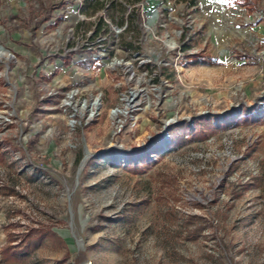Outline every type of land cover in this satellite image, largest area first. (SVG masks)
Listing matches in <instances>:
<instances>
[{
	"label": "rangeland",
	"instance_id": "rangeland-1",
	"mask_svg": "<svg viewBox=\"0 0 264 264\" xmlns=\"http://www.w3.org/2000/svg\"><path fill=\"white\" fill-rule=\"evenodd\" d=\"M84 1L0 0V264H264V0Z\"/></svg>",
	"mask_w": 264,
	"mask_h": 264
},
{
	"label": "trees",
	"instance_id": "trees-1",
	"mask_svg": "<svg viewBox=\"0 0 264 264\" xmlns=\"http://www.w3.org/2000/svg\"><path fill=\"white\" fill-rule=\"evenodd\" d=\"M126 1L130 2L133 5H137V3L141 2L142 0H126ZM84 2L85 4H84L83 13L86 17H92L93 13L101 11L104 8V3L101 2L100 0H85ZM91 3L96 6L92 14L89 12ZM195 4H196V0H193L192 5L195 6ZM120 6H121L120 7L121 17L118 19L119 20L118 26L123 27L124 25H126L125 30L128 33H131L133 32L132 29L134 28V24L136 22V16L133 15L135 13V10L132 11V13H127L126 6L124 4H120ZM125 46L126 47L124 48H126L127 50H131L133 48V45H131V42H128L127 45ZM27 237L30 238L31 235L29 234L27 235ZM41 239L42 238H40L38 241H41ZM35 247H36V244H34V242H30L27 244V246H25V248H21L20 250H17V248L15 247H12V248L7 247L3 251L7 257L9 256L14 260H20L23 257H26L27 255H29Z\"/></svg>",
	"mask_w": 264,
	"mask_h": 264
},
{
	"label": "bare ground",
	"instance_id": "bare-ground-1",
	"mask_svg": "<svg viewBox=\"0 0 264 264\" xmlns=\"http://www.w3.org/2000/svg\"><path fill=\"white\" fill-rule=\"evenodd\" d=\"M171 51V49L169 50ZM131 66L132 65H128V64H125V65H121L120 63H117V62H113V67L115 69H118V68H123L127 71H131ZM142 83V84H141ZM139 86L138 87H134L133 89V93H128V97L126 98V100L124 101V106H122L123 110L126 111L128 110L129 113H131V110L135 107V105L133 104L134 101L136 99H140V103L143 105L145 104L144 103V100H145V96H148V94H151L150 92H146L142 89H140L141 86H145V83L144 81H139ZM136 86V85H135ZM61 90V88H60ZM146 92V93H145ZM158 92V91H157ZM81 92H79L78 95H80ZM159 93V92H158ZM78 95H76L75 93L73 95H71L70 97H68V100L69 101H72V104H78L79 102L77 101V98H78ZM145 95V96H144ZM160 98V97H159ZM97 104V103H96ZM96 104H92V103H89L88 101V109L89 111H95L96 109L100 108V105H96ZM99 110V109H98ZM89 111L87 109H85L84 107H80V109H78L76 112H74V117L78 118L79 120H83L85 117H87L89 115ZM126 112H119V111H116L115 113L112 114L113 116V119L116 120V116L118 118H124L126 115H129V113H126ZM98 114L96 113L91 119H95L96 116ZM117 124V122L115 123ZM76 125H73V127H75Z\"/></svg>",
	"mask_w": 264,
	"mask_h": 264
},
{
	"label": "built area",
	"instance_id": "built-area-1",
	"mask_svg": "<svg viewBox=\"0 0 264 264\" xmlns=\"http://www.w3.org/2000/svg\"><path fill=\"white\" fill-rule=\"evenodd\" d=\"M128 13V12H127ZM84 14V13H83ZM255 15H257V17H258V19H259V16H258V14L256 13ZM263 17V16H262ZM255 19H253L252 21H254ZM117 28L118 29H120V30H125V28H126V25H124L123 27H119L118 25H117ZM126 31V30H125ZM50 39V38H49ZM47 43H49V40L47 41ZM255 55H258L259 57H260V59L261 60H263L264 61V50H261V51H257V52H255ZM16 59V57H15V55H14V53L12 52V50L11 49H9L8 47H7V45L6 44H4V41H3V37H1V35H0V62H4V61H7V63H12L14 60ZM113 66V65H112ZM0 75H1V73H0ZM133 90V89H132ZM76 94V95H78L79 94V91H75V92H73L72 91V93H70L69 95H66V101H68L69 103H66V105H64L65 106V108L67 109V111L69 112V113H71L72 115H73V118L74 119H78V118H76V117H74V112H76L78 109H80V107H84L85 109H87L88 111H89V109H88V100L89 99H87L86 100V103H87V105H81L80 106V104H73V105H71L72 104V101H69L68 100V97H70L71 95H73V94ZM128 93H133V91H129V92H127L126 94H125V99L122 101L123 103V105L122 106H124V101L126 100V98L128 97ZM80 95H81V93H80ZM80 95H78V98H79V96ZM77 98V99H78ZM121 106V107H122ZM121 110L123 111V108H121ZM96 111V110H95ZM95 111H89V112H93V115L91 116V117H93L94 116V112ZM122 111H119V112H122ZM126 113H129L128 112V110H126L125 111ZM134 111L133 110H131V113L130 114H132ZM91 113H90V115H91ZM115 113V112H114ZM125 113V114H126ZM129 114V115H130ZM127 116V115H126ZM126 116L124 117V118H126ZM12 117H13V113L11 112V113H8V116H6L5 117V119H12ZM88 117H89V115H88ZM79 120V119H78ZM80 121H82V120H80ZM73 126V125H72ZM250 178V177H249Z\"/></svg>",
	"mask_w": 264,
	"mask_h": 264
},
{
	"label": "crops",
	"instance_id": "crops-1",
	"mask_svg": "<svg viewBox=\"0 0 264 264\" xmlns=\"http://www.w3.org/2000/svg\"><path fill=\"white\" fill-rule=\"evenodd\" d=\"M78 83V81H76V80H72L71 81V83H70V85H73V84H77ZM4 218V216H0V218ZM0 245H1V241H0Z\"/></svg>",
	"mask_w": 264,
	"mask_h": 264
}]
</instances>
